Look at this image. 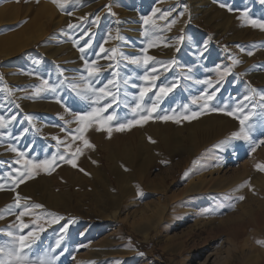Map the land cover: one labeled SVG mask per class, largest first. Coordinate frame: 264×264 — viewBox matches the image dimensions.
Segmentation results:
<instances>
[{"label": "rangeland", "instance_id": "374dc122", "mask_svg": "<svg viewBox=\"0 0 264 264\" xmlns=\"http://www.w3.org/2000/svg\"><path fill=\"white\" fill-rule=\"evenodd\" d=\"M210 1L211 12L201 15L193 10L191 0H60L63 10L53 0H24L22 3L0 0L5 14L17 16V20L0 22L1 37L21 27L22 32L12 40L20 46L32 35L44 33L32 46L22 49L11 50L10 43L0 42V116L4 117L6 125L0 127V158L4 160L0 161V185L3 186L0 188V216H3L0 219V245L10 240L9 231H17L14 227L18 224L16 216L24 210L15 206L19 196L20 204L27 205L34 215L22 218L31 224L24 232L44 229L39 232L42 236L30 251L33 258L55 256V264H214L219 256L218 264H233L232 258L224 256L231 225L224 224L223 217L231 214L234 223L242 224L251 218V214L236 207L239 201L233 195L224 197L222 189L216 188L223 176L228 179L223 183H228L233 171L253 163L255 152L264 147V143H260L264 141V100L261 99L264 81L258 78L264 74V29L253 27L249 22L264 23V2ZM45 5L59 12L55 13L52 22L43 17L37 25L27 26L36 9ZM202 5L198 3V7H204ZM154 9L159 11L154 12ZM145 18H149V23L145 24ZM69 24L78 27L70 29ZM223 27L225 30L220 31ZM42 44L45 47L40 48ZM101 46L107 51L101 52ZM82 47L84 52L80 51ZM112 48L117 49L115 54L111 52ZM145 54L154 58L149 65L130 63L131 58H142ZM233 59L240 63L234 65ZM86 61H96L95 66L100 69L98 77L88 76ZM171 61L175 62L169 65ZM153 67L158 69L157 73L151 72ZM225 69H229L226 75ZM145 74L157 76L155 86L141 78ZM45 80L55 87V91L37 92ZM109 80H115L119 86L118 91L109 86L116 93L117 102L112 103L111 98H106L96 104L95 94L87 90V85L102 87ZM202 81H211V87ZM173 83L177 87L167 96H156L159 87ZM141 87L152 88L143 100L139 97ZM252 89L256 91L252 92ZM214 90L215 96L209 105L224 111L203 108L204 101L199 97ZM245 96L250 99L244 100ZM137 103L143 112L138 109L133 113ZM105 104L111 106L102 117H115L107 125L113 129L111 135L104 130L97 131L99 122L93 121L83 136L94 147H84L81 140H73V136L81 135L76 131L81 127L76 116ZM154 104L156 112L151 113L146 123L136 124L125 131L115 130L120 123L147 115V110ZM240 104L246 105L245 113H255L250 140L229 139L233 131L239 130L236 129L223 138H212L211 142L201 144L202 147L198 143L197 150L186 157H181L177 149L165 155L163 152L154 156L148 154V144L154 141L156 131L164 130V125H172V132H175L183 122L202 119L207 114L213 119L220 116L239 121L224 113L232 112ZM193 112L201 114L196 119H183ZM162 115L175 116L181 122L155 118ZM195 134L199 136V133ZM13 148L16 151H12ZM77 148L81 149L79 153H76ZM140 149L146 151L142 154L146 162L142 173H138L137 166H134L140 158ZM125 151L130 152L134 162L127 165L121 162ZM18 153H23V157ZM61 155L65 160L59 159ZM82 155L92 161L89 169L84 166ZM53 156L57 158L54 170H37L46 177L45 181L50 184L52 181L54 189L66 179L67 173L76 176L71 188L72 203L78 207L75 212L56 215L53 210H45L44 203L32 199L38 195L34 185V181H38L37 170L32 181L26 180L19 190L12 182L18 177L14 169L25 170V159L39 162L51 160ZM68 159H75L76 167L67 163ZM259 161L263 165V154H259L256 164ZM217 168H220L219 172ZM116 170H126L131 178L134 176L130 186L137 187L136 192L126 198L122 209L110 218L109 214H97V199L102 188L100 178L115 185ZM201 178L205 181L202 185L190 184L201 181ZM29 182L33 186L25 193ZM145 182L158 189L150 190ZM240 182L238 179L231 182L228 190L240 188L254 195L259 189L256 180L247 178L243 185ZM47 188L43 192H48ZM34 204L44 206L36 209L31 207ZM49 213L62 219L50 223L54 217ZM139 228H145L146 232L138 231ZM194 228L200 237L191 235ZM251 229L255 230L251 226L250 232ZM254 233H250L253 238ZM57 240H60L59 247ZM201 244L204 247L200 251ZM256 246L253 242L241 245L253 250ZM231 251L234 253L239 249L231 248Z\"/></svg>", "mask_w": 264, "mask_h": 264}, {"label": "bare ground", "instance_id": "6f19581e", "mask_svg": "<svg viewBox=\"0 0 264 264\" xmlns=\"http://www.w3.org/2000/svg\"><path fill=\"white\" fill-rule=\"evenodd\" d=\"M20 3H22L24 0H18ZM65 1V0H64ZM192 5H193V10H197L198 13H200L201 15H203L204 13L208 14L210 13L211 9H210V4L212 3V1L210 0H191ZM198 3H201L202 6L204 7H198ZM44 4V3H43ZM42 4V5H43ZM22 4H20L21 6ZM31 5V4H30ZM15 6V4H14ZM23 6V5H22ZM206 7V8H205ZM31 9V8H30ZM4 9L2 7H0V22H2L3 20L7 19V20H12L15 18V20H17V16L15 17L12 14H5V12L3 11ZM28 10V9H27ZM25 10L24 13L27 11ZM59 10V9H58ZM7 11V10H6ZM30 11V10H29ZM55 13H59L56 12L55 9L48 7L47 5H45L43 8H37L33 18L28 22L27 26L29 24H32L33 26L38 24V21L40 18L45 17L46 21L48 22H52V20L55 18ZM28 14V13H27ZM26 14V15H27ZM18 15V14H17ZM210 15V14H209ZM14 16V17H13ZM21 16V15H20ZM206 16V15H205ZM222 16V15H221ZM31 17V16H30ZM212 17V16H211ZM213 20V19H212ZM230 20V19H229ZM216 21V20H215ZM226 21V20H225ZM9 22V21H8ZM220 23V22H219ZM223 23V22H222ZM25 25V24H24ZM219 25V24H218ZM26 26V27H27ZM220 26V25H219ZM24 27V28H26ZM21 28V27H20ZM20 28L14 32V33H10V34H6L3 35L2 37L0 36V42L1 43H10V48L11 50H17L20 49L21 47H29L32 46V44L34 42H36L39 37L44 34L42 32V34H34L32 35L31 38H29L27 41H25L24 44L17 46L15 44V42H13L12 40H14L15 37H17L21 32L22 29L20 30ZM226 28V27H225ZM221 30H225L224 27ZM249 30V27H248ZM256 30V29H255ZM222 31V32H223ZM46 32V31H45ZM249 32H251L249 30ZM260 33V32H259ZM258 33V34H259ZM225 34V33H224ZM254 34V33H253ZM227 35V34H226ZM231 35V34H230ZM43 36V35H42ZM41 36V37H42ZM235 37V36H234ZM233 40V39H232ZM22 41V39H21ZM12 42V43H11ZM194 43V42H193ZM48 44V43H47ZM69 45V44H68ZM171 45V44H170ZM194 45V44H193ZM45 47L43 44L41 45L40 48ZM50 47V46H49ZM194 47V46H193ZM21 48V49H22ZM45 49V48H44ZM63 49V48H62ZM174 50L175 47H173ZM58 50V47L55 49ZM186 50V49H185ZM197 50V49H196ZM54 51V50H53ZM169 51V50H168ZM171 51V49H170ZM193 51H195L193 49ZM190 52H192V50H190ZM171 53V52H170ZM169 53V54H170ZM174 55V54H173ZM10 73V72H9ZM58 73V72H56ZM258 78L261 81H264V74L263 76H258ZM18 80V79H17ZM16 80V81H17ZM36 105V103H35ZM33 106V105H32ZM32 108V107H31ZM223 113V112H222ZM216 114V113H214ZM213 114V115H214ZM225 114V113H224ZM208 115V114H207ZM205 118L202 119H198V120H193V121H189L188 123L183 122L184 124L177 126V128L175 129V132H172V125L167 124L164 125L166 127H164V130H159L158 132L156 131V129H154L155 132V136H154V141L150 142L148 144V149H149V153L152 156H154V154H159V152H163V154L165 155L166 153H169L171 150L173 149H177L180 150V156H185L189 155V154H193L195 150H197V145L199 143V146L202 147L201 144H205L208 141L211 142L212 138H223L225 137L228 133H230L233 130L239 129L240 128V124L239 121L235 120V119H224L223 117H218L216 119H213L212 117L207 116ZM217 115V114H216ZM226 115V114H225ZM215 116V115H214ZM226 118V117H225ZM212 127V128H211ZM156 128V127H155ZM18 129V128H17ZM50 130V129H49ZM167 131V133L169 132V134L165 133ZM195 132L199 133V136L196 137ZM234 132V131H233ZM30 140V139H29ZM234 140V139H232ZM237 140V139H236ZM32 141V140H31ZM36 141V140H35ZM107 142V141H106ZM105 142V143H106ZM189 142V143H187ZM37 143V142H36ZM102 143V142H100ZM104 143V142H103ZM102 143V144H103ZM104 143V144H105ZM238 143V142H237ZM15 144V143H14ZM100 144V145H102ZM189 144V145H188ZM28 147V146H27ZM201 149V148H200ZM3 150V148H2ZM259 152H255L254 157H252L254 159L253 163L250 164H242L243 166L241 168H238L237 170L233 171V174H231V178L229 180V182L227 183H223L224 180H228V179H224L226 177H222L223 179L221 180H217L220 181L219 184H217V188L216 189H222L221 191V195L224 197L233 195V197L235 199H237L238 204H235L237 208L239 209H245L247 210V212L249 214H251V218H247L244 223L239 224V223H234L233 219H232V215H226L223 217L222 222L225 224H230V237L227 238V250L225 252V257L227 258H232L233 259V264H264V244L261 243H257V241H264V171H259L256 167V162H258L259 159V154L260 155H264V147L261 150H257ZM2 152V151H1ZM4 152V151H3ZM83 153L85 151H82ZM146 151H143V149H140V158L138 159V161L135 162L134 166H137V171L138 173H142L145 171L146 166H145V161H144V156L142 154H144ZM259 153V154H258ZM86 154V153H85ZM122 157V161L123 164L125 163L126 165L128 163H132L134 162V157L132 155H130V152L125 151ZM94 156V155H93ZM82 161L84 163V166H86V168H90V165L92 163V161L90 159H88V156H84L82 155ZM156 157V156H155ZM182 159V158H181ZM8 160V159H7ZM10 160H14V159H10ZM0 161H4L3 158H0ZM120 161V160H119ZM183 161V160H182ZM9 162V161H8ZM118 162V161H117ZM116 162V163H117ZM198 162V161H197ZM258 164H262L259 163ZM117 165V164H116ZM122 165V164H121ZM264 165V163H263ZM17 166V165H16ZM119 167V166H118ZM17 168V167H16ZM132 168V167H131ZM135 169V168H134ZM220 168H217L216 171L219 172ZM39 170V169H38ZM37 170V179L38 181H34L36 182L34 185L36 186V191L37 194L34 197H32L33 200L39 201L44 203V205H46L45 210L48 208L50 211L53 210L55 212V214L57 215V213L59 212H63L65 214H67L68 212H75L76 208L75 204L72 203V185L75 184V177L74 175L69 172L67 173L66 179L63 181H60L57 189L53 188V183L51 181L47 182L46 177L42 174V172L40 173V171ZM71 170V169H70ZM122 170V169H121ZM121 170H116L115 172V185H113V183L111 181H106L104 178H100L102 180V188L99 189V196L97 201L99 202V208L97 211V214H100L99 212H101L102 214H109L108 217H114V215L116 214V212L120 209H122V207L124 206L125 200L126 198L132 194V192H136V185L135 187H131L130 183L134 180V176L131 178L130 174L125 170L121 171ZM214 172V171H213ZM94 172L90 173L91 176H94ZM53 175V174H52ZM221 175V174H220ZM227 176V175H226ZM230 176V175H229ZM211 177V176H210ZM221 177V176H220ZM74 178V179H72ZM205 178V177H204ZM253 179V181H257L259 183V189L256 191V193L253 195L251 194V192H248V190H242L240 188H232L233 190H228L229 184L233 181H236L237 179L240 180L241 184L243 185L244 181L246 179ZM214 179V178H213ZM50 180V179H49ZM32 181V179H31ZM14 182V180L12 181ZM205 181H203V179L201 178V181L198 182H193L190 183L192 186H196V185H202ZM144 183V182H141ZM146 183V182H145ZM163 183V182H162ZM165 183V180H164ZM252 183V182H251ZM15 184V183H14ZM30 185H28L26 183L24 192H28L29 187L33 186L31 185V183L29 182ZM148 188L150 190H154L158 189V187H156L154 184L152 183H146ZM256 184V183H255ZM164 185V184H163ZM232 185V184H231ZM241 185V186H242ZM23 186L22 184H19L18 186L16 185V188L18 189V187ZM47 188L48 192H43L45 190V188ZM160 187V186H159ZM190 187V186H189ZM15 188V187H14ZM198 188V187H197ZM44 189V190H43ZM161 189L163 190V187L161 186ZM199 189V188H198ZM210 189V188H209ZM19 190V189H18ZM23 190V188H22ZM189 190V189H188ZM187 189L184 191L186 192ZM151 192V191H150ZM184 192H182L184 194ZM34 193V192H33ZM32 196V195H31ZM243 196L244 199L240 200L239 197ZM12 197V196H11ZM11 199V198H10ZM13 199V198H12ZM15 199V197H14ZM9 201V200H8ZM13 201V200H11ZM21 201V200H20ZM27 201V200H26ZM35 201V202H36ZM96 201V202H97ZM23 202V201H22ZM132 202V201H131ZM231 202V201H230ZM236 202V203H237ZM255 202V203H254ZM15 203V202H14ZM82 203V202H81ZM7 204V203H6ZM16 204V203H15ZM228 204V203H227ZM10 205V203H9ZM41 205V204H40ZM43 205V206H44ZM232 205V204H231ZM234 205V204H233ZM13 206V203H12ZM14 208V207H13ZM96 208V207H95ZM236 209V208H235ZM42 210V209H41ZM52 212V211H51ZM53 212V213H54ZM52 213V214H53ZM54 214V215H55ZM62 214V213H61ZM77 214V213H76ZM92 214V213H91ZM90 214V215H91ZM33 214H31L32 217ZM72 215V214H71ZM74 215V214H73ZM34 216V215H33ZM86 216V215H85ZM26 217V216H24ZM23 217V218H24ZM95 217V216H94ZM106 217V216H105ZM15 218V217H14ZM44 218V217H43ZM42 218V220H43ZM47 218V217H46ZM89 218V217H88ZM91 218V217H90ZM93 218V217H92ZM98 218V217H97ZM96 218V219H97ZM30 219V218H29ZM28 220V218H27ZM204 220V219H203ZM31 221V220H30ZM28 222V221H27ZM44 222V221H42ZM233 222V223H231ZM19 223V222H18ZM26 223V222H25ZM44 223H47L46 221ZM207 223V222H206ZM30 224V223H28ZM210 224V223H209ZM208 224V225H209ZM17 225V224H14ZM31 225V224H30ZM50 226V225H48ZM254 227L255 230H252L250 232L249 227ZM52 227V226H51ZM157 227H159V225L157 224ZM156 227V228H157ZM211 227V225H210ZM229 228V227H228ZM16 229V228H15ZM203 229V228H202ZM146 229L145 228H139L138 231L145 233ZM205 230V229H203ZM228 231V230H227ZM253 231H255V237H251V234ZM83 232V231H82ZM111 233V232H108ZM112 234V233H111ZM108 235V234H106ZM110 235V234H109ZM192 236H199L198 232H196V229L194 228L192 230ZM40 236H42V234H40ZM39 236V237H40ZM243 236V237H242ZM200 237V236H199ZM187 239V236L181 241V245H183L185 243ZM39 240V239H38ZM222 242V241H221ZM255 243L257 246L256 248L253 249H249V248H244L241 247V245L243 244L246 245L248 243ZM241 244V245H240ZM204 244H201L199 246L200 251L203 249ZM231 248L233 249H239L238 252H232ZM102 252V251H101ZM103 253V252H102ZM194 253H192L191 255L193 256ZM94 255V254H93ZM98 255V254H96ZM91 256V255H90ZM99 256V255H98ZM223 256V257H224ZM195 257V256H194ZM94 258V257H93ZM218 259L214 262V264H218V260H219V256L217 257ZM222 258V257H221ZM225 258V259H227ZM96 259V258H95ZM99 259V258H98ZM193 259V257L190 258V260ZM222 259V260H225ZM221 260V261H222ZM219 261V262H221ZM74 262V261H73ZM220 264V263H219ZM226 264V263H224Z\"/></svg>", "mask_w": 264, "mask_h": 264}, {"label": "snow or ice", "instance_id": "6c2138e0", "mask_svg": "<svg viewBox=\"0 0 264 264\" xmlns=\"http://www.w3.org/2000/svg\"><path fill=\"white\" fill-rule=\"evenodd\" d=\"M264 2V0H262ZM53 3L57 4V7L61 8L63 10L64 5L60 3V0H53ZM221 7H224L223 4H221ZM154 12L159 11L158 9H154ZM70 14V13H69ZM167 13H165V16ZM245 16H247V13H245ZM99 18L97 17V20ZM161 19H164L162 16ZM145 24L149 23V18H145ZM253 27H259L261 29H264V23H261L257 20H250L249 21ZM172 23H175V21H172ZM68 27L70 29L78 27V25L69 24ZM87 35V33H85ZM183 38L181 37V40ZM81 52H84V48H80ZM101 52H106L107 50L101 46L100 49ZM145 53H147V49L144 50ZM179 51V49H177ZM111 52L115 54L117 52L116 48H112ZM248 55H252V52H248ZM154 58L150 55L145 54L142 58L136 57L131 58L130 63L135 65H149L150 62H152ZM175 61L169 62V65L173 64ZM240 63L239 60L233 59V64ZM96 61L85 62V66L88 72L89 77H98L100 73L99 67H96ZM165 71H168V68L164 69ZM229 69L224 70V74L226 75L228 73ZM152 73H157L158 69L153 67L151 69ZM115 75V73H114ZM143 80L148 81L150 84L155 86V81L157 79L156 75H148L145 74L143 77H141ZM202 83L208 84L209 87H211V81H202ZM116 87L117 91L119 89V86L115 80H109L107 84L103 85L102 87L93 88L91 84L87 85V90L93 92L95 94V103L99 104L102 100H105L106 98H111L112 103L117 102V96L116 93H114L111 88ZM75 87V86H74ZM177 87V84L173 83L170 86H161L159 87V90L156 92L157 97H164L167 96L174 88ZM45 89L55 91V87L49 84V81L45 80L43 81V87L38 88L37 92L44 91ZM152 91V88L150 87H141L139 92L140 100H143V98ZM255 89H252V92H255ZM215 96V90L211 93L204 94L202 93L199 99L204 101L203 108L208 111H224V109L210 107L209 102L213 100ZM244 100H249V96H245L243 98ZM261 99L264 100V95L261 96ZM111 105L105 104L103 107H93L91 111L85 112L83 114H79L76 116V120L81 124V127L76 129L77 132L81 133L79 136H73V140L79 139L83 142L84 147H94L87 139L84 138L83 132L86 130L88 126H90L93 121H98V127L97 131L104 130L107 131L109 136L112 132V127H108L107 125L109 122H111L115 117L114 115H108L106 118L102 117V113H104L108 107ZM246 105L240 104L236 109H234L232 112H226L225 114L234 116L236 119L239 120L240 128L238 131H235L231 134V137L229 139H243V140H250L251 139V133L253 131V123L252 118L255 115V113L249 112L245 113ZM264 107V105H262ZM140 110L141 112L144 111V109L141 108L140 103L136 104V107L132 109L133 113H136L137 110ZM147 115H140L139 119H130L127 121V123H120L118 127H116V131H125L130 129L136 124H143L146 123L151 113L156 112V105L154 104L150 109L147 110ZM201 113L193 112L191 116H184L183 119L185 120H191L196 119L198 115ZM242 117V118H241ZM156 119L167 121L169 119L174 120L176 123H180V119L175 116H169V115H162L155 117ZM14 119V117H13ZM5 121L4 117L0 116V127H5ZM224 143V142H222ZM260 143H264V141H260ZM12 151H16L15 148L11 149ZM81 151L80 148L76 149V153H79ZM253 151L255 149L253 148ZM19 156L23 157V153H18ZM75 155V153L73 154ZM56 156H53L51 160H43L39 162H35L32 160H24V171L19 172L18 169H14V171H17L18 177L14 178V183L18 186L19 184H23L26 180L34 178L35 170L37 169H43L46 172H50L51 170H54L53 165L56 162ZM60 160H65V157L63 155L59 156ZM67 163H70L73 167H76V161L75 159H68L66 160ZM19 163V161H17ZM195 163V162H194ZM257 169L259 171H264V165L257 164ZM83 171V170H82ZM187 175V173H185ZM3 186L0 185V188ZM240 200H243L244 197L240 196ZM16 208L23 207L24 210L19 212V215L16 216V221L19 223L15 225L14 227L17 229V231H9L7 235L10 237V240L3 245H0V264H55V260L57 257L52 256L48 257L47 255H43L37 258H33L30 255V251L32 249L33 244L38 240L39 238V232H43L44 229L41 227L37 230L28 231L27 233L24 232V229H27L29 225L24 222L22 219L26 215H30V210L27 205H21L20 204V198L17 196L16 199ZM32 208H42L43 206L40 204H34L31 206ZM49 216H53L54 218L51 219L50 223H56L58 220L62 219V217L55 216L54 214L49 213ZM40 217H37L39 219ZM0 219H3V216H0ZM65 228H67V225H65ZM63 239V237H61ZM57 247L60 245V240H57ZM257 243L264 244V241H257ZM52 251H55V249H52Z\"/></svg>", "mask_w": 264, "mask_h": 264}]
</instances>
